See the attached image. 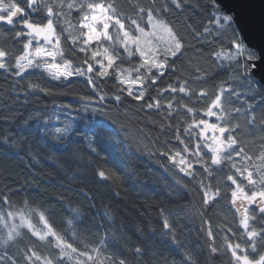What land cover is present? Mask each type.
<instances>
[{
    "label": "trees",
    "instance_id": "16d2710c",
    "mask_svg": "<svg viewBox=\"0 0 264 264\" xmlns=\"http://www.w3.org/2000/svg\"><path fill=\"white\" fill-rule=\"evenodd\" d=\"M11 1L21 18L54 25L59 62L77 73L22 71L32 37L0 24V264H255L264 212L244 227L233 197L262 168L264 85L234 16L217 0ZM96 6L114 19L111 46L101 42L115 57L97 79L78 70L99 43L83 47L82 30L70 38ZM122 31L155 46L158 66L125 49ZM124 72L142 94L120 84ZM209 124L232 145L219 161L203 137ZM11 215L29 225L9 235Z\"/></svg>",
    "mask_w": 264,
    "mask_h": 264
},
{
    "label": "rangeland",
    "instance_id": "374dc122",
    "mask_svg": "<svg viewBox=\"0 0 264 264\" xmlns=\"http://www.w3.org/2000/svg\"><path fill=\"white\" fill-rule=\"evenodd\" d=\"M10 1V2H8ZM34 2L35 0H30ZM21 9L13 3L11 0H0V24L8 23L10 25H22L28 30V35L32 37L30 43L26 45L22 54L20 55L18 61V67L22 71H27L35 67H41L47 72H49L54 78H68L75 73L70 63L64 62L61 63L59 60L64 59L63 56V46L61 43L60 36L57 32V29L50 22L39 24L32 22L29 17L23 19L19 17L16 21L14 16L17 15L18 11ZM114 19L108 12L105 7L96 6L92 8L90 14H88L81 24L77 28L71 27V33H73L70 38L73 41L77 40V34L83 31L82 46L90 47L99 43L98 46L92 49L90 57H92L93 63L89 64L88 69L83 70L79 69L78 71L82 74H86L89 77V74H93V77L97 79L98 76L105 75L112 64L115 61V57L112 54V51L109 46L103 44L101 41L107 42L111 46V37H110V26L113 24ZM121 27V26H120ZM75 32V33H74ZM77 33V34H76ZM123 46L125 49H130L135 53L141 55L142 62H146L147 66H155L159 64V61L155 57L157 50L155 46L148 45V50H143V41H134L127 36L126 31H122ZM128 46V48H127ZM76 49H79V47ZM242 52L240 47L237 48L234 57ZM1 55V53H0ZM1 57V56H0ZM120 84H122L127 91L134 94H142L141 81L139 76H134L131 73H120L118 78ZM226 134V129L219 127L218 125L209 124L204 125L203 137L210 142V149L214 151L215 149V161H219L222 157V154L228 151L231 143L228 140L224 139ZM261 169L258 172L260 175L254 177L253 173H248L244 177L245 183L243 185L237 186L235 191V196L233 201L239 202L240 210L244 213L245 219L243 220L244 227L250 225L251 215L254 212H264V153L260 157ZM190 163L184 158H178V165H183ZM250 170V169H249ZM248 170V172H249ZM247 183L250 184L247 185ZM247 185V186H246ZM252 186V187H251ZM249 199L251 207L248 208L244 205V200ZM243 208V209H241ZM10 219L7 221V230L8 234L12 235L14 231L17 230L19 225H29L28 220L22 215L9 216ZM23 217V219H22ZM4 222V220H3ZM248 228V227H247ZM253 236V235H252ZM244 258V257H243ZM240 257L241 261H244ZM264 262V254L262 257L255 262V264H262ZM251 262H246L250 264Z\"/></svg>",
    "mask_w": 264,
    "mask_h": 264
},
{
    "label": "water",
    "instance_id": "95a60500",
    "mask_svg": "<svg viewBox=\"0 0 264 264\" xmlns=\"http://www.w3.org/2000/svg\"><path fill=\"white\" fill-rule=\"evenodd\" d=\"M222 10L234 16V21L243 35L246 46L257 51L259 56L252 62V73L264 85V0H217ZM18 11L14 18L22 17ZM179 156L175 155L174 165Z\"/></svg>",
    "mask_w": 264,
    "mask_h": 264
},
{
    "label": "snow or ice",
    "instance_id": "6c2138e0",
    "mask_svg": "<svg viewBox=\"0 0 264 264\" xmlns=\"http://www.w3.org/2000/svg\"><path fill=\"white\" fill-rule=\"evenodd\" d=\"M216 19H217V22H219V20L221 19V17L220 16H217ZM223 19H224L225 22H229V21L232 20V17L231 16H224ZM22 219H23V217H22ZM245 260H247V258H245Z\"/></svg>",
    "mask_w": 264,
    "mask_h": 264
},
{
    "label": "flooded vegetation",
    "instance_id": "af4514ba",
    "mask_svg": "<svg viewBox=\"0 0 264 264\" xmlns=\"http://www.w3.org/2000/svg\"><path fill=\"white\" fill-rule=\"evenodd\" d=\"M244 205H246L248 208H250L251 207L250 200L249 199L244 200Z\"/></svg>",
    "mask_w": 264,
    "mask_h": 264
},
{
    "label": "bare ground",
    "instance_id": "6f19581e",
    "mask_svg": "<svg viewBox=\"0 0 264 264\" xmlns=\"http://www.w3.org/2000/svg\"><path fill=\"white\" fill-rule=\"evenodd\" d=\"M178 164V163H177ZM187 163H184L183 165H181L183 168H189V169H191L192 168V166H187L186 165Z\"/></svg>",
    "mask_w": 264,
    "mask_h": 264
}]
</instances>
